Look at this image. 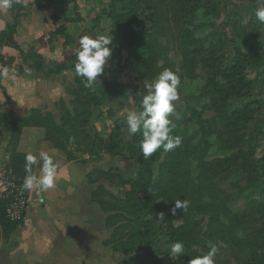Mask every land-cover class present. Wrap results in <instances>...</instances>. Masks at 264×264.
<instances>
[{"label": "rangeland", "instance_id": "374dc122", "mask_svg": "<svg viewBox=\"0 0 264 264\" xmlns=\"http://www.w3.org/2000/svg\"><path fill=\"white\" fill-rule=\"evenodd\" d=\"M69 2L75 4L68 14L75 19L67 31L75 50L82 36L114 37L105 73L92 88H86L82 77L75 74L76 61L60 71H70L72 75L57 113L78 115L74 124L86 136V146L91 149L89 154L75 152L76 159L88 163L89 174L95 170L108 174L106 179L100 172L101 178L92 188L99 185L106 188L118 207L112 213H104L92 204L90 217L83 220L82 226L91 231L92 259H102V264L103 260L106 264H189L191 257L206 253L210 245L219 249L214 258L216 264H246L248 256L243 248L253 254L262 253L264 259V25L255 16L264 3L250 6L249 0H154V8L145 3L149 8L146 14L150 13L145 18L146 30L141 33L149 46L145 62L143 58H135L134 45L117 33L109 14L111 0ZM157 2L163 4L156 5ZM192 15L198 16V22H191ZM236 20L239 25L232 32V22ZM211 31L219 38L227 36L214 62L208 56L215 47L207 50L213 45L205 42ZM251 43L258 45L261 53L244 63L246 86L235 89L222 86L223 71L234 58V48L240 45L245 49ZM195 50L204 52L197 55ZM259 60V64L254 63ZM166 68L177 71L181 77L180 97L174 104L182 118L171 119L175 124L173 134L182 137V144L170 152L159 149L144 160L139 147L142 136H129L126 116L129 110L140 109L144 85ZM97 87L96 95L103 101L101 106L86 105L82 109L78 104L82 91L92 92ZM1 159L0 169L5 165ZM148 172H151L150 185L155 195H159L154 198L153 208L160 211L140 212L139 219L143 221L139 228L142 230L144 224H149L154 233L149 239L141 236L140 243L124 254L110 245L104 246L114 228L106 225L107 215H119L122 219L117 225L132 219L131 211H139V207L136 195L129 192V183ZM185 198L190 206L186 213L178 209L172 216L175 228L180 229L172 232L168 218L159 222L157 214L162 211L166 216L174 200ZM138 199L141 204L147 202L148 193L139 192ZM214 200L220 201L223 209L220 219L228 220L225 231L236 232L246 246L242 243L231 248L208 228L213 215L210 210L216 207L212 205ZM140 221H134L133 227L139 226ZM184 229L189 233L184 235ZM181 233L183 236L179 237ZM176 241L183 242L186 254L172 260L167 252Z\"/></svg>", "mask_w": 264, "mask_h": 264}, {"label": "crops", "instance_id": "0c3cea01", "mask_svg": "<svg viewBox=\"0 0 264 264\" xmlns=\"http://www.w3.org/2000/svg\"><path fill=\"white\" fill-rule=\"evenodd\" d=\"M257 2L260 0H249V5ZM71 5L75 6L69 0H26V6L18 4L11 10L0 8V34L12 26L18 16L13 41L21 50L19 53L7 45L0 47V57L12 60L5 64L0 62V70L9 69L8 78L0 76V116L6 122L9 112L27 116L39 111L50 114L61 127L57 109L60 98L66 96L72 74L63 71L44 76L35 70L34 64H41L44 71L54 69L57 64L68 65V57L76 52L74 40L67 32L75 19L68 16ZM59 26L65 27L64 35L57 33ZM0 138V159L5 160L4 167L13 173L9 166L10 153L6 151L4 123H0ZM72 142L73 137H70L68 150L74 152ZM40 151H47L59 162V179L55 189L28 191V207L22 225L7 239L0 236V264H102V259H92L91 231L82 226L83 220L91 215L92 204L98 206L91 200L95 189L88 182V163L69 159L65 152L44 139L43 129L22 127L14 152L38 155ZM33 171L38 174V166ZM103 261L106 264L107 261Z\"/></svg>", "mask_w": 264, "mask_h": 264}, {"label": "trees", "instance_id": "16d2710c", "mask_svg": "<svg viewBox=\"0 0 264 264\" xmlns=\"http://www.w3.org/2000/svg\"><path fill=\"white\" fill-rule=\"evenodd\" d=\"M197 0H195L196 2ZM145 3L149 4L151 3V7H155L154 5V0H148ZM144 3L143 0H111L109 4V14L112 15L113 19V24L114 26L117 27V33L119 34L122 33L123 38H125V41L129 42V45H134V56L136 59L143 58L144 61L146 62L145 58L147 57V50L149 46L146 45V41L142 39L141 33H143L146 30V23H145V18H147L146 14L149 10V8H146V4ZM159 4L156 5H162L163 2H157ZM165 6V4L163 5ZM18 4H15L12 9L17 8ZM158 7V6H157ZM160 7V6H159ZM177 13H179L180 8L177 7ZM16 17H18L16 15ZM16 17H15V22L12 26H9L5 31H3L0 34V47L2 45H7L15 50L21 52L20 48L17 46V44L13 41V34L15 33L16 29ZM150 17V16H149ZM190 19L192 23H196L198 20V16L192 15L190 16ZM195 19V20H194ZM198 22V21H197ZM232 32L235 31V27L239 25V20L233 21L232 22ZM192 28L194 25H191ZM201 29L204 30H209L210 27H203ZM200 29V30H201ZM199 30V32H200ZM65 32V27L64 26H59L57 28V33L64 35ZM227 40V36L223 38H219V35L216 34L215 32L211 31L208 34V38L205 40V42L211 43L213 46L207 48V50H210L212 47H215V51L212 50L211 54H209L208 59H212L211 62H214L215 57H218V53L221 48H223L225 42ZM194 42V41H191ZM190 42V43H191ZM133 43V44H132ZM189 43V44H190ZM214 43V44H213ZM248 48L242 49V46H238L234 48V58L230 61H228V66L225 68L223 71L225 81L222 84V86H231L233 89L237 88L238 86H246L244 83L245 79V73L243 71L245 64L248 63L250 60L255 59L259 54L261 53L260 47L258 45H255L254 43H251L250 45L248 44ZM197 55L202 54L204 51L202 50L201 53L198 52V50H195ZM193 53V52H192ZM219 58V57H218ZM6 60H4L2 57H0V62L1 63H6ZM73 61H76V55H71L68 57V65H71ZM261 60L254 62L256 64H259ZM23 63L25 64L26 61L23 60ZM251 65V64H249ZM35 70L38 72H41L44 76H48L52 73H59L62 69L65 68V64H57L54 69H47V71H44L41 69V64L36 65V62L34 64ZM248 66V65H247ZM240 75V77H238ZM222 77V76H221ZM99 91V88H95L92 92L89 91L88 89H85L82 91L83 96L81 99V102L78 104L80 107L83 109L86 105L88 107H100L102 104V99L96 95V92ZM86 106V107H87ZM8 118L9 121L6 122L3 117L0 116V123L5 124V135H6V151L10 153L9 156V166L12 168L15 180L18 184H22L23 179L26 175L25 170H24V163H25V154H18L14 152V149L16 147V144L19 139L20 131L21 128L24 126L27 127H36V128H41L44 130V139L47 141H50L52 145L63 152L67 154V157L69 159H76L77 156L74 154V152H80L82 154H89L91 151L90 148L86 146L87 138L82 134L81 131L78 130L74 122L78 121V115L75 113H66L65 115L60 116V121H61V127L57 126L50 114L46 113H41L39 111H32L29 115L27 116H19L13 112L8 113ZM191 121H194L193 118L190 119ZM189 120V121H190ZM73 137V142H72V147L73 151L68 150L69 149V138ZM1 139V138H0ZM1 142V140H0ZM264 159V157H263ZM82 162H85V160H81ZM101 172V171H100ZM97 170H95L93 173L96 176H93L92 174L88 175V182L89 184H96L99 182L101 176H104L106 178L108 174H103L102 172L100 173ZM101 176H100V174ZM107 179V178H106ZM144 179L147 180V182L144 181ZM151 172H148L145 177H139L136 181H132L129 183L130 186V191L136 195L135 200L137 201L139 211L133 212L131 214L132 219H127V222L117 225L118 220L121 221V217L119 215H107L106 217V225L108 226L111 225L113 228V232L111 234V238L104 243L105 246H112L115 251L117 252H123L126 253L128 252L129 249L134 247V245H138L140 243L141 236L144 237V239H149L152 234L154 233L153 228L149 224H144V227H142V230H140L139 227L142 226L141 222L139 219V213L140 212H146L154 210L157 212V210L153 207L154 203V198L159 197V195H155L153 191V186L150 185L151 182ZM134 191V192H133ZM139 192H147L148 193V201L141 204L138 199V193ZM91 200L94 203H97L99 206V209L107 213L111 211H115L118 209L116 208L114 201L115 198L112 197V195H109L108 190L101 185L97 186V188L92 192L91 194ZM120 202V201H119ZM124 201H122L123 203ZM217 203V204H216ZM156 204V206H158ZM212 205L216 206L213 207L210 210V214H213L210 216V220L208 221V228L213 229L212 233L222 239L224 242L230 245L231 248L237 247L238 244L243 243V239L238 238V234L236 232L231 231V232H226L225 227H226V222L228 220H223L220 219L223 217L222 211V206L220 205V201H212ZM160 211V210H158ZM172 214L171 212L168 214L166 213V216L168 220L170 221V230L172 232H178L180 229L175 228L174 226V221L172 219ZM136 217V219H134ZM221 220V221H220ZM138 222L139 226L137 225L136 228L133 227V223ZM231 221V220H230ZM233 223L235 221L233 220ZM232 224V221H231ZM231 224L229 227H231ZM22 225L18 223H12L8 221L5 217L4 214V203L0 201V236L2 238L7 239L15 230L16 228ZM183 228V227H180ZM185 230V229H184ZM186 231V230H185ZM189 232H185V234H188ZM183 233L179 235V237H182ZM246 246V244H242ZM243 251L246 253L248 256V262L246 264H264V259H262V253L257 252V254H253L251 251L246 250V248H243ZM264 252V250H263ZM256 253V252H255Z\"/></svg>", "mask_w": 264, "mask_h": 264}, {"label": "clouds", "instance_id": "9594fccd", "mask_svg": "<svg viewBox=\"0 0 264 264\" xmlns=\"http://www.w3.org/2000/svg\"><path fill=\"white\" fill-rule=\"evenodd\" d=\"M264 3V0H260ZM15 4H25L26 0H0V8L11 10ZM256 19L264 25V7L255 12ZM113 35H97L96 37L82 36L79 39V47L76 50V62L74 65L75 74L82 77V83L86 88H92L100 77L105 73V67L112 55ZM14 75V74H13ZM0 76L9 77V69L0 70ZM181 88V77L177 71L164 69L151 83L144 85L139 110H129L126 116V125L129 136L140 134L142 139L139 147L144 160L153 156L159 149L170 152L179 148L182 144V137L173 134L175 124L171 117L181 119L176 111L175 101L179 100ZM38 166V174L33 170ZM60 164L47 151H40L39 154L28 152L25 154V177L22 188L29 192H47L55 189L59 179L58 168ZM190 206L188 199H176L170 212L176 215L177 210L186 213ZM165 213L157 214V221L163 222ZM219 249L216 245H210L206 253H200L191 257L189 264H216L215 257ZM172 260L182 258L186 254L185 245L181 241L171 244L167 252Z\"/></svg>", "mask_w": 264, "mask_h": 264}, {"label": "built area", "instance_id": "2783aa9c", "mask_svg": "<svg viewBox=\"0 0 264 264\" xmlns=\"http://www.w3.org/2000/svg\"><path fill=\"white\" fill-rule=\"evenodd\" d=\"M0 201L4 203V214L8 221L23 223L29 201L28 191L16 182L12 171L6 167L0 169Z\"/></svg>", "mask_w": 264, "mask_h": 264}]
</instances>
